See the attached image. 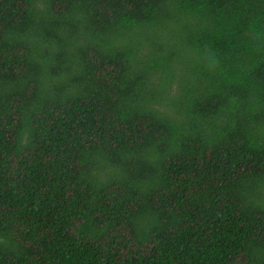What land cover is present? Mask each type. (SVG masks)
<instances>
[{"label":"trees","instance_id":"1","mask_svg":"<svg viewBox=\"0 0 264 264\" xmlns=\"http://www.w3.org/2000/svg\"><path fill=\"white\" fill-rule=\"evenodd\" d=\"M0 264H264V0H0Z\"/></svg>","mask_w":264,"mask_h":264}]
</instances>
